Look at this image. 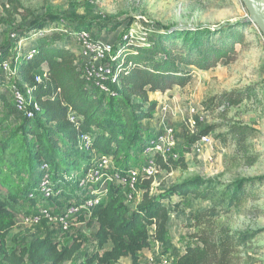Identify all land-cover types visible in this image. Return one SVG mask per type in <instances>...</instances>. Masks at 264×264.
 I'll use <instances>...</instances> for the list:
<instances>
[{"label":"trees","instance_id":"obj_1","mask_svg":"<svg viewBox=\"0 0 264 264\" xmlns=\"http://www.w3.org/2000/svg\"><path fill=\"white\" fill-rule=\"evenodd\" d=\"M47 17L50 16L35 20L14 36V42L18 43L30 33L46 30L43 35H37L31 47L24 50L20 60L15 53L8 51L12 47L0 51V59L10 57L19 63L18 81L26 86H34V94L41 104L42 111L37 118H24V129L34 145L30 162L36 168L41 167L42 163L48 164L47 172L51 176L54 192L50 200L30 197L43 177L39 172L37 175L40 178L35 186L27 187V197L46 203L44 206L47 207L52 202L54 210L64 207L66 201L75 199L76 193H85L79 188L78 178L89 169L94 156L79 150V136L82 133L93 134L92 148L99 154L111 155L116 164L123 157L121 167H126L142 154L147 137L160 130L150 132L142 124L155 119L157 100L151 98V93H165L175 85L184 86L191 81L192 70L182 65L208 70L217 63L228 64L244 39V29L251 27L244 21L245 18L214 28L206 25L185 28L159 25L149 32L146 44H132L124 38V34L134 21L129 18L118 21L111 27L124 26L125 30L118 44L114 45V81L111 87L117 95L111 97L85 78L76 63L79 48L72 50L59 42L63 38H77L81 30L91 29V23L75 28L73 32H63L57 18L49 20ZM29 51L33 52L32 56L25 58ZM37 72L45 73L44 77L41 75L39 84L35 83ZM6 90L0 88V101L18 113L13 97L11 103ZM248 91H226L207 99L205 105L209 110L222 107L225 102L234 105ZM106 96L115 99L117 116L107 109ZM70 109L76 110L82 119L71 121L68 117ZM41 118L54 125L42 128ZM215 128L209 126L197 133H190L187 129L178 160L164 161L159 158L160 166L170 170L186 167V155L191 152L192 145ZM254 133V128L240 122L230 124L226 135H231L242 149ZM226 135L223 134V138ZM57 150H61L63 156ZM83 155L88 158L84 159ZM63 157L83 160L81 169L59 163ZM69 172L72 174L70 178L67 176ZM259 184L264 185V176L241 178L221 190L212 180L194 177L177 182L164 192L152 194V180L147 179L142 184L145 190L142 201L134 207L128 205L123 188L109 182L105 200L88 208L82 207L78 212L80 221L88 227L96 226L95 236L100 248L99 252L87 255L86 260L79 264H123L121 259L126 257L131 258L132 264H138L142 250L152 248L155 242L161 246L167 245L171 211L165 202L173 196L184 198L188 195L209 201L210 206L191 214L188 224L193 230L188 234L191 241L178 254L175 264H250L252 258L245 255L244 246L257 235V231L233 230L220 217L222 213L229 214L232 208L240 205L248 189ZM16 228L14 211L0 197V252L3 255L0 264H64L81 249L80 244L69 245L48 235L36 237L9 254L8 237ZM72 239L75 241L77 238Z\"/></svg>","mask_w":264,"mask_h":264},{"label":"rangeland","instance_id":"obj_2","mask_svg":"<svg viewBox=\"0 0 264 264\" xmlns=\"http://www.w3.org/2000/svg\"><path fill=\"white\" fill-rule=\"evenodd\" d=\"M46 16H50L47 17L49 20L57 18L63 32H73L75 28L91 23V32L104 36L115 45L121 39L125 27L113 29L111 26L128 18L134 21L131 26L141 34L147 23L155 28L159 25L181 28L206 25L214 28L246 18L248 11L242 0H0V51L12 47L8 51L10 54L15 53L20 60L24 50L31 47L38 36L34 32L30 33L18 43L14 42V36L35 20ZM250 25L244 29V39L228 64L217 63L208 70L182 65L192 70L191 81L184 86L175 85L173 93L153 96L158 99L155 119L142 124L150 132L158 131L162 125L161 106L169 103L175 113L168 122L175 126L179 134L180 142L175 150L179 154L190 119L196 120L197 132L209 126L216 128L210 133L212 144L203 155H196L191 149L186 155V167L179 166L171 171L172 174L160 171V176L152 185V194L164 192L173 184L194 177L212 180L222 190L235 180L264 176V38L255 24ZM59 42L72 50L79 47L76 37L70 40L63 38ZM44 74L36 73L43 77ZM247 89L249 91L237 104L225 102L222 107L210 110L205 105L207 99L223 92ZM6 92L12 103L10 89ZM104 101L107 109L117 116L119 113L115 99L106 96ZM240 122L255 129L254 135L247 139L246 147L242 149L231 135H226L230 124ZM24 123L22 116L0 101V197L14 211L17 220V228L8 237L9 254L36 237L49 235L69 245L80 244V251L64 263L79 264L87 255L100 251L95 236L96 226L88 227L81 222L73 224L69 231H63L56 220L39 223L27 221L28 216L46 203L27 197V187L35 186L40 178L37 175L40 166L36 168L30 162L34 145L26 135ZM40 124L42 128L54 125L42 118ZM57 151L63 156L61 150ZM84 157L88 158L86 155ZM140 160L142 154L127 165ZM82 161L63 157L59 163L81 169ZM121 163H124L123 157L117 162L118 166L121 167ZM71 175L69 172L68 178ZM38 196L40 199L41 196ZM207 202L193 195L184 198L173 196L165 202L171 211L173 226L168 233L167 245L160 248L169 255L172 263L191 241L188 238V234L193 231L188 227L191 214L202 210ZM49 205L51 210L55 209L52 202ZM220 219L236 231H257V235L244 246V251L245 255L252 258L250 264H264V185L249 188L244 201L232 208L229 214L222 213ZM72 237L77 239L74 241ZM2 258L0 252V261Z\"/></svg>","mask_w":264,"mask_h":264},{"label":"built area","instance_id":"obj_3","mask_svg":"<svg viewBox=\"0 0 264 264\" xmlns=\"http://www.w3.org/2000/svg\"><path fill=\"white\" fill-rule=\"evenodd\" d=\"M153 26L147 23L141 34L132 26L124 34V38L132 44H146L148 34L153 30ZM46 30H41L36 35H43ZM79 49L77 51L76 63L84 73L89 83L98 88L99 91L114 97L117 95L115 89L111 87L114 81V68L112 65L114 58V43L104 38L102 35H95L91 30L83 29L76 38ZM33 52L29 51L25 58H30ZM20 65L14 62L12 58L0 59V88L10 89L15 107L18 114L23 118H37L42 111L36 95L34 94V86H26L19 82ZM42 81L41 75H36L35 83ZM6 84V85H5ZM4 87V88H3ZM193 111V109L191 110ZM162 125L160 130L154 135L147 137L142 149V160L128 167H120L111 155L99 154L92 148L93 134L86 132L79 136V150L93 154L91 166L78 178V185L82 191L79 196L73 200L66 201L64 207L57 210H51L49 207L42 205L31 216L27 217V221L32 223L43 222L44 220H56L59 227L63 231H69L73 224L84 223L80 221L79 213L82 207H90L98 204L106 199L108 194V183L120 185L127 198L130 206L136 207L141 201L144 193L142 187L143 181L152 180V185L160 171L169 172L173 169L162 168L159 164V158L164 161L169 159L178 160L179 153L175 151L179 145L178 133L174 125L168 122L169 118L175 113L169 103L161 106ZM68 117L73 122H78L82 117L74 109H70ZM190 133H197L196 120L190 119L187 122ZM211 133V132H210ZM208 134L202 135L193 145L192 151L196 155H203L204 152L212 144V136ZM48 164L42 163L40 172L43 177L34 193H30V197L40 195V199L50 200L53 194V183L51 176L47 172ZM100 183L99 185H97ZM87 218V215H86ZM160 244L156 242V247L143 261L138 264H174L169 256L164 253Z\"/></svg>","mask_w":264,"mask_h":264},{"label":"water","instance_id":"obj_4","mask_svg":"<svg viewBox=\"0 0 264 264\" xmlns=\"http://www.w3.org/2000/svg\"><path fill=\"white\" fill-rule=\"evenodd\" d=\"M248 16L244 19L247 24H255L264 35V0H242Z\"/></svg>","mask_w":264,"mask_h":264},{"label":"crops","instance_id":"obj_5","mask_svg":"<svg viewBox=\"0 0 264 264\" xmlns=\"http://www.w3.org/2000/svg\"><path fill=\"white\" fill-rule=\"evenodd\" d=\"M173 92H175V87H174L173 89H171V90H168V91L165 92V93H160V92L151 93V98L154 99V100H158L156 97H153V96H154V95H157V94L167 95L168 93H173ZM206 202H207V201H206ZM209 206H210V202L208 201L203 209H205V208H207V207H209ZM171 217H172V215H170V219H169V223H168V232H169V233L172 231V226H173V223H172V219H171ZM95 231H96V228H95ZM154 247H156V242H155V244L153 245L152 248L142 250V251L140 252V254H139V257H140V260H139V261H143V260H145V258L151 253V251L154 249ZM162 249H163V247H162ZM182 250H183V249H182ZM166 254H167V253H166ZM167 255H168V254H167ZM168 256H169V255H168ZM177 256H178V255H177ZM175 260H176V258H175ZM121 262H122L123 264H132L131 258H129V257L122 258V259H121ZM174 264H175V262H174Z\"/></svg>","mask_w":264,"mask_h":264}]
</instances>
